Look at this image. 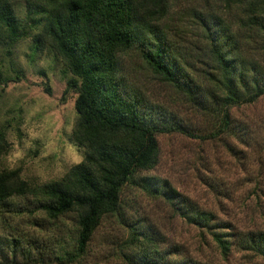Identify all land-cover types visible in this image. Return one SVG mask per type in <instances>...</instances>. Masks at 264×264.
<instances>
[{"label":"trees","instance_id":"16d2710c","mask_svg":"<svg viewBox=\"0 0 264 264\" xmlns=\"http://www.w3.org/2000/svg\"><path fill=\"white\" fill-rule=\"evenodd\" d=\"M20 1L23 20L15 14L11 0H0V44H14L25 27L32 36L34 51L48 41L68 73L65 91L75 93L70 138L82 158L59 179L35 185L20 179L17 169H0V208L4 212L19 213L17 209L21 208L49 220L62 221L69 216L72 223L70 244L59 242L56 250L51 249L54 252L37 241L22 246L12 238L8 245L10 262L19 257L35 264L44 253L57 263L78 262L104 216L124 221L119 212L124 186L161 199L188 224L218 227L210 222V213L197 208L166 180L144 174L157 162L156 135L188 132L173 112L126 82L121 74V57L134 52L190 104L217 116L216 133L232 135L228 108L253 102L264 94V73L240 50L250 35L264 37V0H221L226 7H238L234 29L211 14L210 21L201 19L213 72L201 69L197 73L159 27L168 0ZM4 81L0 71V84ZM5 149L0 130V156ZM15 198H26L31 208L15 205L11 202ZM125 223L129 245L134 248L151 246L158 237L149 224L136 219ZM211 236L225 254L231 240L223 238L221 232L212 231ZM234 241L241 249L264 258V231H249ZM160 254L151 258L150 251H142L135 258L130 254L127 260L129 264H193L174 262Z\"/></svg>","mask_w":264,"mask_h":264},{"label":"rangeland","instance_id":"374dc122","mask_svg":"<svg viewBox=\"0 0 264 264\" xmlns=\"http://www.w3.org/2000/svg\"><path fill=\"white\" fill-rule=\"evenodd\" d=\"M168 1V10L159 19L167 40L191 65L193 73L201 69L213 72L201 19L210 21L211 14L224 24H232L234 29L238 7H226L221 0ZM11 2L15 14L23 20V2ZM25 28L14 44H0V71L6 79L0 84V130L6 142L0 169H17L20 179L35 185L59 179L81 160L82 152L70 138L75 120V93L65 91L68 77L65 66L47 40L34 51L32 36ZM249 37L243 41L241 55L254 61L264 73V37ZM121 62L126 82L150 101L173 112L188 132L156 135L157 162L144 174L166 180L197 208L210 213V222L218 227L207 229L188 224L161 199L124 186L119 197V212L124 221L104 216L84 256L69 264H129L127 257L135 252V258L142 251H150L151 258L161 253L179 263L264 264L263 257L241 249L234 241L249 231H264V94L253 102L229 107L233 134L216 133L217 116L190 104L134 52L124 53ZM11 202L31 208L26 198ZM17 210L19 213L10 214L0 208V263L28 264L19 257L10 262L8 245L12 238L22 246L37 241L49 252H54L59 242L70 244L69 216L55 221L41 213ZM133 219L149 224L157 232L153 245L137 248L129 245L125 222ZM212 231L231 240L225 254L213 240ZM3 255L5 259H1ZM39 258L35 264H62L50 260L46 253Z\"/></svg>","mask_w":264,"mask_h":264}]
</instances>
